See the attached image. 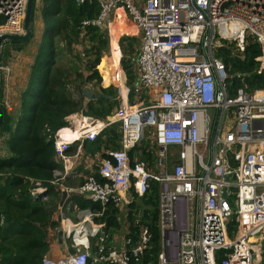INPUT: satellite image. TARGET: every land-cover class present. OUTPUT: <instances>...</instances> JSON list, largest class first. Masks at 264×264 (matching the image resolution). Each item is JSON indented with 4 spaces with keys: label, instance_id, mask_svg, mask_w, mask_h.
I'll return each mask as SVG.
<instances>
[{
    "label": "built area",
    "instance_id": "built-area-1",
    "mask_svg": "<svg viewBox=\"0 0 264 264\" xmlns=\"http://www.w3.org/2000/svg\"><path fill=\"white\" fill-rule=\"evenodd\" d=\"M87 1L92 0L75 3ZM95 1L98 17L84 20L82 26H95L109 38L111 60L107 57L114 69L108 80L119 105L103 120L82 114L67 117V126L54 134L55 160L65 168L72 144L93 142L111 126L118 128L119 148L106 152L97 170L101 180L89 177L78 189L100 211L82 210L77 224L61 221L74 253L63 260L43 256L40 264H128L130 257L139 259L150 245L139 213L134 214V244L126 228L123 249L102 247L91 253L94 238H108L102 233L104 224L94 219L107 205L129 207L151 184L158 190L157 264H264V90L248 91L243 85L230 94L231 78L217 57V51L230 44L243 53L251 38L259 45L264 69V0ZM27 2L0 0V36L24 34ZM120 6L140 34L132 87L120 69L123 55L113 19ZM111 42L120 53L117 66ZM8 74L9 66L0 62L4 86ZM134 94L147 97L130 104ZM8 103L3 98L7 110ZM63 130L77 136L68 140ZM146 142L150 161L142 160ZM53 175L51 183L61 177L58 171ZM40 192L37 187L30 195L46 201ZM218 252L223 253L220 261Z\"/></svg>",
    "mask_w": 264,
    "mask_h": 264
},
{
    "label": "trees",
    "instance_id": "trees-1",
    "mask_svg": "<svg viewBox=\"0 0 264 264\" xmlns=\"http://www.w3.org/2000/svg\"><path fill=\"white\" fill-rule=\"evenodd\" d=\"M34 7L33 4L31 24L34 21ZM98 14L99 6L95 0L81 5H77L75 0H52L49 6L46 5L42 9L41 19L48 22V28L45 30L46 39L34 57L33 71L36 70L38 73L37 80L28 100L25 93L23 94L21 105H26V109L15 120L13 114L3 105L4 82L0 76V107L3 111L0 138L4 136L9 155L0 159V264H40L48 248L45 239L46 229L52 226L50 208L57 207L60 199L59 192L51 183L54 180L53 171L61 168L55 160L54 134L67 126L64 119L82 112L84 116L103 120L119 105L116 90L108 80L112 71L107 65L108 59L106 56L103 57L105 32H100L95 26H82L84 20H94ZM32 38L33 34L25 40V44L19 40L8 42L13 46V49L11 48L13 51L20 52L28 46ZM86 39L91 44L89 48H84L80 56L79 54L73 56V46ZM131 39L124 36L120 40L123 55L121 67L129 87H132L134 81V50L130 44ZM4 41L0 49V62L3 56H8V52L3 50L8 42ZM83 56L88 59L85 73L69 64L70 57L73 61H78ZM217 57L221 59L231 78L227 81V90L230 94H235L243 85L247 86L248 91L264 90L262 53L259 45L251 38H247L243 53L239 54L227 46L217 51ZM85 85H90L95 94L104 97L87 101L82 95ZM73 92L76 98L73 97ZM65 131L63 130L61 134L63 135ZM102 136H105L104 143L107 145L105 149L119 148L118 128L111 126L100 134L94 143H86V149H98L97 145L103 141ZM147 147L148 145L143 148L142 160L150 161L151 154L146 151ZM73 150L72 146L68 151ZM36 186L46 189L49 195H52L51 200L44 201L41 196H31L30 191ZM71 201V209L73 207L88 208L92 211L101 209L98 204H92L79 196L72 197ZM157 203V185L151 184L150 191L143 198H136L130 206L132 211L128 213V222L131 224V233L127 238L131 244L136 242L138 227L134 225L136 220L134 214L142 213L140 223L148 227L150 245L139 259L130 257L128 264H157V255L161 249L160 232L157 227ZM139 204L145 207H140ZM140 208L141 211L136 210ZM118 214L117 208L107 205L102 218L96 221L104 223L105 232L114 228L112 233H115L114 231L119 228L116 221ZM234 230L235 222L232 220L228 226L230 237ZM222 254L217 253V261L222 259Z\"/></svg>",
    "mask_w": 264,
    "mask_h": 264
},
{
    "label": "crops",
    "instance_id": "crops-1",
    "mask_svg": "<svg viewBox=\"0 0 264 264\" xmlns=\"http://www.w3.org/2000/svg\"><path fill=\"white\" fill-rule=\"evenodd\" d=\"M31 27H32V34L34 35L31 41L28 42L29 43L28 46L24 49V52L28 53V56L29 54L33 53L35 49V47L30 45L35 43L33 41H35L36 35L41 31L38 21L34 20L33 23L31 24ZM139 35H140L139 31L136 29V37ZM7 45L10 47V49L8 48L5 49L6 52H8V56L7 55L6 56L7 59H9L10 57L11 58H10V62L7 64L9 66V74L7 77V83L4 86L3 98L9 102L8 103L9 109L7 111L13 114L14 116L17 113L16 111L18 110V108H20V105L22 104V96L25 93L27 86L29 84L28 83L29 77L25 76V73L23 72L25 60H27L26 57L23 55V52L13 51L12 50L13 46L10 45L9 42ZM4 47H6V45ZM73 47L78 49L77 45H74ZM228 47L231 48V50L235 51L233 44L228 45ZM6 56L5 59H2V61L5 60L6 62ZM33 64H34V59H33ZM84 88H89L92 92H94V90L91 88L90 85H85L83 89ZM72 95L74 98H76L75 93H72ZM83 104L85 106V102ZM80 114H82V112L72 114L71 116L73 117L76 116V118H78ZM18 117H19V113L16 115L14 119H17ZM66 118L64 119L65 122H67ZM3 138L0 139L3 142L2 147H4L3 149L4 153L3 155H0V159L9 157L7 148H5L4 146L5 139ZM101 139L103 141L100 142L99 145H97L99 146L98 149H93V150H88L85 147L86 143H92L90 141H84L82 143L75 142L70 146V147L73 146L74 150L72 152L68 151L67 153L70 159L69 162L65 165V168L62 163L57 162L61 166V168L55 169L53 172L55 171L60 172L61 177H58V180L55 183H52V185L55 187L56 191L59 192L60 199L62 198L63 192H66L67 197L65 202H63L62 207L59 206L60 203V199H59L57 207L50 208L52 226L51 227L49 226L46 229L45 242L48 248L43 256H47L53 260H63L70 257L71 254L74 253V248L72 247L71 240L66 236L64 230L61 227V221L69 220V222L72 224H77L79 222L80 219L79 214L84 209H77L76 207H73V209H71L72 197L79 196L82 199L87 200L86 197L83 195V193L78 192L79 187L82 186L84 181L89 177H94L96 180L100 179L97 174L98 167L101 164L102 160L106 158V152L108 150H113V148L110 147L108 149H105V146H107L104 143L105 136H102ZM117 144H118V140H117ZM76 154H78V156H76ZM33 189H37V186ZM40 189L41 192L39 193V195L44 196L46 201L47 200L50 201L52 195H49L46 189L42 188L41 186ZM71 190L73 192H71ZM133 203L134 202H132V204ZM130 206L126 207L123 205L121 206L120 210L118 209L119 214L116 217V221L117 224L119 225V228L116 231H114L115 233H112L114 228H110L109 232H105V225L103 226L102 233L104 235L107 234L108 238L105 242L102 241L100 236L94 238L91 241V249H90L91 253H94L97 249L102 247L108 249L111 248L123 249L124 247L123 240L126 237V235H124L126 228H127V233L131 231L130 230L131 224H129L128 222V215H129L128 210L132 211V209H130ZM139 206L145 207L141 204H139ZM136 210L141 211V208ZM92 212H96V211H92ZM141 216H143L142 213H139L138 217ZM99 218H95L94 223L102 224L101 221H96ZM139 221L141 222V219ZM59 232H62V236L60 239L58 236Z\"/></svg>",
    "mask_w": 264,
    "mask_h": 264
},
{
    "label": "rangeland",
    "instance_id": "rangeland-1",
    "mask_svg": "<svg viewBox=\"0 0 264 264\" xmlns=\"http://www.w3.org/2000/svg\"><path fill=\"white\" fill-rule=\"evenodd\" d=\"M51 2H52V0H38L37 2H34V5H35V7H34L35 8L34 9V20L39 22L41 31H40V33H38L36 35L35 41H33L35 43L30 45V46L35 47L33 53L29 54V56H28V53H25L24 49L22 50L23 55L27 59V60L24 59L25 64H24L23 72L25 73V76L29 77L28 78L29 84H28L27 89L25 91L26 100H28V98L30 97V93L33 91V89L35 87L37 75H38L36 70L33 71V66H34L33 59L35 57L34 54L37 51V49L39 48V46L41 45V43L46 39L45 30H47V28H48V22H43L41 19V11L46 5L49 6L51 4ZM113 19L115 21L116 32L119 34L120 40L125 34H127V36L129 38H132L130 40L131 41L130 44L132 45V49L134 50V46H137L139 44L140 38H139V36L136 37V28L130 23L127 11L122 6L118 7V9L114 13ZM99 31L101 32V30H99ZM104 37H105V50L103 51V53H104L103 57L106 56V58L108 59L107 55L109 56V52H108V50H109V48H108L109 47V38L106 35ZM8 41L9 40H5L4 42H8ZM21 42H22V44H25L26 41H21ZM92 43H95V42H92ZM90 45L91 44H89V41L87 39H86V41L81 40V43L79 45H77L78 49L73 47L72 55L75 56V54H79V56H80L83 49L84 48L88 49ZM6 48L10 49V47L8 45H6V47H4V50ZM119 57H120V53H119L118 57L112 56V59L114 60L113 62L116 66L118 64ZM109 58H110V56H109ZM2 59H5V56ZM72 59L70 57V59H69L70 63L69 64L75 68H78V69L80 68L81 71L83 73H85V64L88 62V59L84 56L81 57L80 60H78V61H73ZM110 60H111V58H110ZM110 60L108 61L107 65L110 69H112L113 64H112V61L110 62ZM6 63H8L7 56H6V62H5V60H3L2 65L7 66ZM113 69H114V67H113ZM120 69H121V66H120ZM146 97H147L146 94H134V95H131L129 97V102L131 101L132 103H130V104H133V103L138 102L140 99H143V98L146 99ZM25 109H26V105H24V106L20 105V108H18V110L16 111L17 113L13 117L15 118L18 113H19V117H20V115H22L25 112ZM2 143L3 142L0 139V155H3V153H4V150H3L4 147H2ZM148 143L149 142H146L143 144L147 145ZM4 146H5V148H7V146L5 144H4ZM261 238L264 241V232H262Z\"/></svg>",
    "mask_w": 264,
    "mask_h": 264
},
{
    "label": "water",
    "instance_id": "water-1",
    "mask_svg": "<svg viewBox=\"0 0 264 264\" xmlns=\"http://www.w3.org/2000/svg\"><path fill=\"white\" fill-rule=\"evenodd\" d=\"M36 0H28L27 2V7H26V12H25V18H24V24H23V29H24V34L20 35V36H15V35H2L0 36V49H1V45L2 42L4 40H19V41H25L28 40L31 35H32V28H31V12H32V6L34 4ZM82 95L84 96V98L89 101V100H97V99H101L104 96H101L99 94H95L94 92H92L89 88H84L82 90ZM107 97V96H105ZM108 99H110V97H107ZM3 122V111L0 107V126ZM224 197H226V194H223ZM67 197L66 192L62 193V198L60 199V203L59 206L62 207L63 202H65ZM59 239L62 236V232H59L58 234Z\"/></svg>",
    "mask_w": 264,
    "mask_h": 264
},
{
    "label": "bare ground",
    "instance_id": "bare-ground-1",
    "mask_svg": "<svg viewBox=\"0 0 264 264\" xmlns=\"http://www.w3.org/2000/svg\"><path fill=\"white\" fill-rule=\"evenodd\" d=\"M110 48H111L112 56L118 57L119 56V50H118L117 45L114 42H111ZM63 136L68 138V140H69V139H72L74 136H77V134L73 135V132L66 130L65 133L63 134Z\"/></svg>",
    "mask_w": 264,
    "mask_h": 264
}]
</instances>
